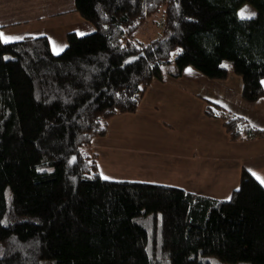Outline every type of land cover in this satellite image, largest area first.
<instances>
[{
    "label": "trees",
    "instance_id": "1",
    "mask_svg": "<svg viewBox=\"0 0 264 264\" xmlns=\"http://www.w3.org/2000/svg\"><path fill=\"white\" fill-rule=\"evenodd\" d=\"M160 9V36L141 44L134 33ZM73 11L93 32L67 34L59 55L45 36L0 40V264H264V186L246 168L222 200L104 179L89 150L165 66L232 73L243 101L263 97L264 0H74ZM204 114L232 142L264 139L216 103Z\"/></svg>",
    "mask_w": 264,
    "mask_h": 264
},
{
    "label": "crops",
    "instance_id": "2",
    "mask_svg": "<svg viewBox=\"0 0 264 264\" xmlns=\"http://www.w3.org/2000/svg\"><path fill=\"white\" fill-rule=\"evenodd\" d=\"M65 1L62 6L63 0H0V33L12 42L45 36L51 48L50 37L93 30L73 11V0ZM164 79L151 84L135 113L109 119L105 136L91 141L100 176L222 200L238 188L241 167L264 179V139L232 143L222 121L204 114L206 102H213L264 130V95L243 101L242 81L232 73L209 80L189 67Z\"/></svg>",
    "mask_w": 264,
    "mask_h": 264
},
{
    "label": "rangeland",
    "instance_id": "3",
    "mask_svg": "<svg viewBox=\"0 0 264 264\" xmlns=\"http://www.w3.org/2000/svg\"><path fill=\"white\" fill-rule=\"evenodd\" d=\"M73 2H74V0H73ZM61 5L62 6L66 5V1L63 0V3H61ZM242 6H243L242 9H247V14H249L250 16H253V15H251L253 13L255 14V10L250 5L243 4ZM162 12H163L162 9H160L159 12H157L156 14L151 16L144 23L142 22V24L139 25V27L137 28L136 32L134 33V36L141 44L145 45V44L149 43L150 41L157 39L160 36V34H161V28L160 27H161ZM52 24H53V22L49 24V28L51 27ZM68 32H72V31H68ZM68 32H66V33H68ZM91 32H93V30H91L90 32H86V33H79L77 35L78 36H84V35L90 34ZM66 33H64L63 37L61 35V39H60V37L57 38L56 35L54 36V38L50 37L51 50H52V53L54 55H59L67 47V41H66V37H65ZM14 40L15 41L21 40V37H17ZM2 42H4V41H2ZM10 42H12V41H10ZM165 67H166V70H165ZM165 67H164V70H163L164 74L166 75L169 72L170 75L174 78V74L176 72L174 66L173 65H169V66H165ZM165 75H164V77H165ZM154 81H156V80L154 79L150 83V85L145 90L144 94L146 93V91L148 90V88L151 86V84ZM164 81H165L164 78L160 80V82H164ZM143 97H144V95H143ZM137 109H138V107H137ZM136 110H135V112H136ZM135 112H133V113H135ZM117 116H120V115H117ZM114 117H116V116H114ZM107 124H108V122H107ZM225 133H226V131H225ZM230 142H232V141L230 140ZM232 143H238V142H232ZM89 150H90V148H89ZM242 168L243 167H241V169ZM241 169H240V171H241ZM239 179H240V172H239ZM230 195H231V193H228L227 195H225V198L228 199L230 197Z\"/></svg>",
    "mask_w": 264,
    "mask_h": 264
},
{
    "label": "snow or ice",
    "instance_id": "4",
    "mask_svg": "<svg viewBox=\"0 0 264 264\" xmlns=\"http://www.w3.org/2000/svg\"><path fill=\"white\" fill-rule=\"evenodd\" d=\"M239 16L241 19H248L251 18V16L249 14H247V9H242L239 13ZM0 40H3L4 42H9L11 40V38L5 37L3 33H0ZM261 84L264 85V81H261ZM253 176L256 177V179L262 184L264 185V179H261L256 173H252ZM104 179H108V177H103Z\"/></svg>",
    "mask_w": 264,
    "mask_h": 264
}]
</instances>
